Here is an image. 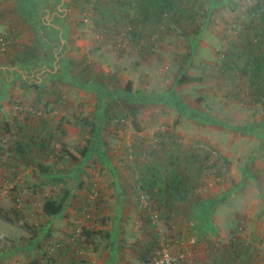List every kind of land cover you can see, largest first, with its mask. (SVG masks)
<instances>
[{"label":"rangeland","instance_id":"1","mask_svg":"<svg viewBox=\"0 0 264 264\" xmlns=\"http://www.w3.org/2000/svg\"><path fill=\"white\" fill-rule=\"evenodd\" d=\"M257 1L215 0L212 9L211 0H195L189 9L210 20L200 17L189 39L167 27L134 41L129 26L106 34L81 23L68 0H0L10 11L0 29V264H151L165 245L176 264L212 262L239 233L264 264V79L245 73L248 54L264 56V48L241 33L264 32L259 19L247 26ZM11 11L25 26H10ZM7 37L24 45H1ZM85 146L84 161L66 154ZM158 163L157 180L172 188L156 187L139 204L134 178ZM199 167L201 197L186 202L174 179ZM68 193L64 212L46 216V199ZM162 198L176 204L166 218Z\"/></svg>","mask_w":264,"mask_h":264},{"label":"trees","instance_id":"2","mask_svg":"<svg viewBox=\"0 0 264 264\" xmlns=\"http://www.w3.org/2000/svg\"><path fill=\"white\" fill-rule=\"evenodd\" d=\"M195 0H68L66 2V5L69 8H74L77 10V12L80 15V20H82L81 23H83L85 20H90L94 27L97 29L105 31L107 34H111L114 32V30L120 29L121 26H129V30L127 32L128 37L131 40H138L142 37L146 41H150L151 39H154V35L158 32L160 29L164 28H173L177 32H179L183 37H186L189 39L190 35L188 34L190 31H188V28H199V19L200 17L203 19L205 17L207 22L206 25H208L210 18L204 12L199 18H198V11L191 10L192 6L194 5ZM215 3V0H211V8L213 9V4ZM190 6L191 8L189 9ZM196 7V6H195ZM10 12L5 9H0V29L5 28L4 23L10 20V17L7 19L6 14ZM12 13V24L11 27L15 25L18 20L19 23L15 25L14 27L21 28L22 26H25L26 24L25 19H19V16L16 19V22H13V19L15 17L16 12ZM246 17L250 20L249 24L247 26L249 28H253V25L255 24V20L259 19L261 23L259 24V28L264 27V0H258L257 4L254 8L248 10L246 12ZM23 17H25L23 15ZM67 19H70V14H67ZM85 19V20H84ZM84 20V21H83ZM14 27L12 29H14ZM245 34V39H247V44L254 45L253 43L257 40L258 41V47L264 48V32L261 35H258L256 37L251 38L249 36L248 32L249 29H244L241 31V33ZM259 32H256L255 35H257ZM243 36V35H242ZM109 38H111L109 36ZM7 40H10V46L14 47V49H18L22 47L23 45L19 42L22 41H13V38L7 37L3 40L1 45H4ZM6 45V44H5ZM264 51V50H263ZM248 61L245 68V73L249 74L252 78L256 79L254 81L262 80L264 79V56L263 54H256V53H249L248 54ZM224 57V56H223ZM10 61V60H9ZM9 61L6 63L8 65ZM15 62V61H12ZM228 62V56L223 58V61L221 62V72L223 74H226L231 71V66L227 63ZM194 78L183 76L181 78L182 82H191ZM23 87L25 89H34V91H40L42 89L40 84H23ZM126 91L137 94L139 93V90L136 91L134 86H132L131 83H128L126 86ZM136 91V92H135ZM37 95V94H36ZM5 98L0 99V102H3ZM42 102L41 98L37 99V104H40ZM257 103H260L264 107V97L258 98ZM37 113L33 115H29L30 118H35ZM44 119V118H42ZM47 122V121H45ZM49 125L48 122L41 124V130L46 131V126ZM7 131H9V127L6 128ZM199 145V144H198ZM204 145H202L203 147ZM20 147V146H18ZM17 147V148H18ZM19 149V148H18ZM90 147L85 146L81 151L77 150H68L66 154L75 162H81L84 161L87 158L88 152ZM21 151V147L19 149V152ZM23 154V152H21ZM194 161L189 163V159L187 161L189 167L193 166ZM162 164L158 163L157 165L153 166L149 170L150 176H145L143 178V175H138V178L135 179V191L138 194V203L142 202L144 199H148L151 196H154V191L156 187H159V193L160 194H166L168 190L172 188L171 184L165 183L163 180H157V178H160V166ZM28 167V166H27ZM188 167V166H187ZM207 174V173H206ZM203 175L202 167H199L196 171V175H189L190 177L178 178L177 180L173 182V187L175 190H183L185 189L184 196L181 197L182 200L186 199V202L189 200V198L195 197H201L199 194V186L201 185V177ZM143 181H146V185ZM165 184V187L162 185ZM157 185V186H156ZM166 188L165 191L163 189ZM163 191V192H162ZM68 194L65 195L64 198L61 200H56L53 198L46 199L43 211L46 216L52 218V217H58L60 216L64 210H65V202L67 201ZM163 204H165V208L168 207V210L162 211V216L166 218L168 214L170 215L173 210L176 207L175 203L171 202V199L168 200V198L164 199L162 198ZM181 201V200H180ZM218 201L215 202L208 201L209 205L205 203V206H209L207 210L211 212L214 210L215 205H217ZM189 207V206H188ZM216 208V207H215ZM185 209L186 206H185ZM168 213V214H167ZM174 213H177L174 211ZM0 217L2 215L0 214ZM3 218L7 221H14L10 216L4 215ZM24 226L28 227V224H24ZM89 233V232H88ZM87 233V234H88ZM162 251V248L160 249ZM151 262V261H150ZM91 264V263H90Z\"/></svg>","mask_w":264,"mask_h":264},{"label":"crops","instance_id":"3","mask_svg":"<svg viewBox=\"0 0 264 264\" xmlns=\"http://www.w3.org/2000/svg\"><path fill=\"white\" fill-rule=\"evenodd\" d=\"M214 130L219 131V129H214ZM123 185L127 190L128 189V187H127L128 183L124 181ZM230 221H232L233 224H235V222H236L233 219H231ZM236 229H237L236 231H238L240 229V226H238V224L236 225ZM225 230H227V227L225 228ZM242 230H244V229H242ZM241 233H242V231H241ZM224 236H226V234ZM227 236L228 237H226V238H228V240L221 242L222 248H224V243H227L229 241V239L233 238L232 236H230V237H229V235H227ZM237 237L239 238V240L238 239L232 240L233 242H237V243L230 245V246H235V247L232 249H229V250H225V249L219 250V252H217V254H214V257L212 258V260H213L212 262H209L208 260L206 261V259H205V261L200 260V259H196V260L192 261L191 264H259L260 263L259 257H258L259 252L257 251V245H255L256 243L254 241L248 239V237L246 235L243 236L240 233L237 234ZM256 238H257V236H256ZM247 241H250V242H247ZM182 264H190V261H186L185 263H182Z\"/></svg>","mask_w":264,"mask_h":264},{"label":"built area","instance_id":"4","mask_svg":"<svg viewBox=\"0 0 264 264\" xmlns=\"http://www.w3.org/2000/svg\"><path fill=\"white\" fill-rule=\"evenodd\" d=\"M158 215L154 216V219H157ZM169 245L163 246L162 254L161 256L154 260L152 264H176L178 258L173 256L169 251H168ZM186 257L185 255H181L180 259H183ZM187 258V257H186Z\"/></svg>","mask_w":264,"mask_h":264},{"label":"clouds","instance_id":"5","mask_svg":"<svg viewBox=\"0 0 264 264\" xmlns=\"http://www.w3.org/2000/svg\"><path fill=\"white\" fill-rule=\"evenodd\" d=\"M152 218L154 219V216H152ZM162 250H163V247H162ZM161 254H162V251H161V253H160V256H161ZM160 256H159V257H160ZM159 257L155 258L154 260L158 259ZM154 260H153V261H154ZM153 261H152V262H153ZM152 262H151V264H152Z\"/></svg>","mask_w":264,"mask_h":264}]
</instances>
